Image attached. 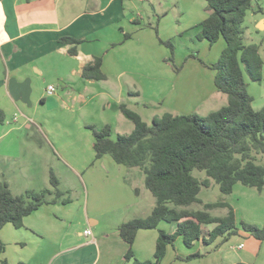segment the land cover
<instances>
[{
    "label": "crops",
    "instance_id": "1",
    "mask_svg": "<svg viewBox=\"0 0 264 264\" xmlns=\"http://www.w3.org/2000/svg\"><path fill=\"white\" fill-rule=\"evenodd\" d=\"M146 2L0 0V111L4 114L0 124V182H5L13 195L35 191L34 182H49L50 172L58 182L82 185L80 190L70 185L68 203L41 205L23 218L20 228L11 224L0 228L1 260L6 264H133L124 259L128 245L119 237L118 227L131 219L147 217L155 200L150 204L140 200L142 187L146 189L144 182L127 181L134 168L117 165L109 155L95 158L94 139L87 126H109L110 138L114 140L118 135H127L120 128L130 121L119 110L120 105L147 123L140 110L155 104L160 108L167 106L174 114H184L179 111L182 103L195 96L199 107L219 106L207 114L227 104L226 95L214 86V72L208 68L225 48L223 39L216 43L222 40L224 46L219 44L211 56L205 55V65L199 61L206 79L192 81L190 75L181 74L182 70L175 71L173 59L169 61L173 53L159 42L167 39L158 35L151 19L148 17L145 22L142 14L134 13L130 7ZM152 12L155 14L154 9ZM201 22L196 25L199 30ZM255 26L263 32L264 19L256 20ZM62 37L80 41L75 56L68 54L71 46L59 42ZM244 38L247 39L246 30ZM206 43L209 44L199 41L197 50ZM96 58L101 59L105 79H83V68ZM199 64H192L189 71L198 73ZM9 81H29V105L11 98ZM48 86L54 87L52 94H48ZM254 104L253 100L252 107L257 110ZM262 104L259 100L257 106ZM87 107L91 108L90 115L83 112ZM39 109L62 111L64 123L74 126V130L52 132L47 128L48 118L38 116ZM113 109L118 114L111 123L103 115ZM164 113L168 112L154 116ZM111 174L115 179H111ZM11 182L30 185L15 186ZM252 195L250 192L252 200L247 207L258 219L247 222L263 227L264 189ZM233 211L235 234L219 236L207 244L199 239L191 248L177 237L175 241L180 239L186 249L173 243L160 264H264V240L239 229L236 209ZM226 214L227 211L219 217ZM162 223L156 229L137 232L131 248L139 262L153 259L158 231H164ZM177 224L168 223V234L176 231ZM214 227L215 224L203 225V236L207 238ZM86 231L90 235H85ZM194 253L202 256L189 261L179 259Z\"/></svg>",
    "mask_w": 264,
    "mask_h": 264
},
{
    "label": "trees",
    "instance_id": "2",
    "mask_svg": "<svg viewBox=\"0 0 264 264\" xmlns=\"http://www.w3.org/2000/svg\"><path fill=\"white\" fill-rule=\"evenodd\" d=\"M209 15L199 24L196 39L205 40L210 45L219 39L225 48L219 59L208 68L214 72L213 83L216 90L227 97V104L220 109L199 116L172 115L164 113L154 116L151 124L142 119L125 105L119 110L133 124L128 135L110 138L111 129L87 126L94 142L95 158L109 155L117 165L138 168L145 175V188L154 197L155 205L145 218L131 219L118 227L119 237L128 245L125 261L133 264H160L168 246H173L177 237L191 248L201 238L207 244L219 236L225 238L235 234V215L227 202L205 204L202 211H189L187 208L198 203L201 187L208 188L210 180L218 186L223 195H230L233 187L240 184L262 192L264 188V106L255 110L252 97L247 93L243 76L244 68L252 82L261 81L263 61L259 46L245 43L244 22L248 11L262 13L253 0H205ZM156 31V27L154 28ZM59 42L71 46L70 56H75L79 40L62 37ZM159 42L171 54L170 41ZM172 62V58L169 59ZM179 68H175L178 71ZM86 80H104L101 59L96 58L82 70ZM4 114L0 111V124ZM194 170L203 171L206 178L198 180L192 175ZM51 189L40 192L25 191L13 195L5 182L0 184V228L11 224L22 226L23 218L37 210L41 205L56 202L68 203L58 189V180L52 172L49 176ZM49 197H46V196ZM53 196V197H51ZM51 197V198H50ZM227 208L224 217H214L209 210ZM178 222L176 231L168 234L159 230L155 252L151 261L139 262L132 252V244L139 230L156 229L160 222ZM215 227L203 236V225ZM240 228L255 239L264 240V226L257 227L240 222ZM3 247L0 246V261ZM202 255L194 253L180 260L189 261Z\"/></svg>",
    "mask_w": 264,
    "mask_h": 264
},
{
    "label": "rangeland",
    "instance_id": "3",
    "mask_svg": "<svg viewBox=\"0 0 264 264\" xmlns=\"http://www.w3.org/2000/svg\"><path fill=\"white\" fill-rule=\"evenodd\" d=\"M258 4V6L262 9V13H253L252 11H248L245 17L244 27H246V37L245 43H255L260 46V54L262 61L264 62V31L258 32L257 28L255 26V22L258 19H264V0H253V5ZM141 6V8H140ZM132 11L134 13H141L144 17L145 22L148 21V17L151 19V23H153L154 28L157 26L158 29V35L161 37H164L167 40L164 41H170L174 50H173V62L176 65L177 68H179L181 74L183 75H190V80L198 81H204L206 77L204 76L206 73L201 70V65L205 61V55L208 54L211 56V52L213 53V50L219 46V44H223L224 42L220 40L218 43L214 44H207L204 45L200 50H197V45L199 44L198 39H196L197 35L199 34V29L196 26L199 22H201L203 19L208 17L209 11L207 7V3L204 0H147L146 3L143 5L141 4H131L130 5ZM154 9V12H152ZM178 29V30H177ZM180 30V31H179ZM155 34V32H154ZM163 41V40H162ZM211 47V50L209 48ZM194 49L195 51H191L188 49ZM171 57V54L169 58ZM197 57V58H195ZM220 57V56H219ZM192 58H195L196 61H192ZM200 61V64H199ZM195 62V63H193ZM206 62V61H205ZM194 64V66L200 65V69L197 71L190 72L191 65ZM204 64V63H203ZM205 65V64H204ZM243 70V76L246 83V89L247 93L252 97V99L255 102V107L258 109H261L264 104L257 106L259 100L264 102V66L261 71V81L260 82H252L247 73L245 72L244 68ZM188 72V73H187ZM165 82V81H164ZM195 82V81H194ZM44 86H42V89L44 90ZM60 91V89H59ZM193 97L190 100H186V103H182V106L180 107L182 113L184 114H174L173 110H169L167 106H163L160 108V105H154V107H149L148 110L141 109V115L143 119H146L148 125L151 124L152 116L159 115L163 112H168L173 115H190L193 114V111L195 108H197V100ZM185 99H187L185 97ZM132 108V107H131ZM219 108V106L214 107H208L206 105L198 106L197 110L195 111V114L199 116H206V114L212 110H215ZM114 110V111H113ZM112 111H109L105 113L103 116L107 118L109 121H114L116 114H118L115 109ZM93 111V110H92ZM84 113L90 115L91 108H86L83 110ZM62 111H57L55 113H50L45 110L39 109L38 110V116L42 119L48 118L47 128L51 130L54 133H62L64 134L68 130H74V126L70 125L69 123L65 124L64 120L61 118ZM93 115V114H92ZM53 116V117H52ZM86 116V115H85ZM97 118H100V115H96ZM126 125L122 126L120 128V131L123 133L130 134L133 130V125L130 121H125ZM72 127V128H71ZM84 128V127H83ZM85 130V128H84ZM86 132H89V130H85ZM91 134V133H90ZM123 135V134H121ZM122 170H127L126 168H122ZM127 177V181L131 182H144L145 175L143 172L138 169L134 168L131 171ZM192 175L197 178L198 180H203L206 178L205 173L203 171H197L194 170L192 172ZM112 178L115 179L112 174ZM119 182L120 179L118 180ZM103 182H113L109 180L103 179ZM211 184L208 188L201 187L199 194L197 196L199 202L194 203L188 207V210L191 211H202L204 210L205 204H214L219 202H227L232 208L236 209V216L238 218L237 227L239 229L240 225L239 222L243 221L245 219L244 223H247L249 225L251 224L247 221H253L255 219H258L255 217V214L249 212V209L247 207V204L251 202L252 198L249 196V193L253 194L252 196H255L256 194H259V192L253 188L244 187L240 184H236L233 188V191L230 195H223L220 191L218 186L214 183L213 180H210ZM2 183V182H0ZM13 183V182H11ZM35 184V191L40 192L43 190H49L51 189L49 182H34ZM13 185L18 186H24V185H30V182H14ZM70 185H73L72 189H78L80 190L82 188L81 182H58V189L63 193V198H70L71 192H70ZM14 189V188H13ZM264 189V188H263ZM15 191V190H13ZM264 196V195H263ZM46 197H49L48 195ZM53 197V196H51ZM50 197V198H51ZM140 200L144 201L146 204H150L154 202V197L151 195V193L144 189L142 187V193L140 196ZM254 204H257L258 201L254 200ZM227 209H220L216 208L213 210H209V214L212 216H223L225 215ZM262 221V220H259ZM162 226L164 227V231L168 233V222L162 223ZM201 239V238H200ZM174 245L177 247L180 246L184 249L185 246L182 244L181 240L178 239L174 242ZM193 247V246H192ZM193 249V248H192Z\"/></svg>",
    "mask_w": 264,
    "mask_h": 264
},
{
    "label": "water",
    "instance_id": "4",
    "mask_svg": "<svg viewBox=\"0 0 264 264\" xmlns=\"http://www.w3.org/2000/svg\"><path fill=\"white\" fill-rule=\"evenodd\" d=\"M9 94L14 101H21L29 105V81L17 84L15 81H9Z\"/></svg>",
    "mask_w": 264,
    "mask_h": 264
},
{
    "label": "built area",
    "instance_id": "5",
    "mask_svg": "<svg viewBox=\"0 0 264 264\" xmlns=\"http://www.w3.org/2000/svg\"><path fill=\"white\" fill-rule=\"evenodd\" d=\"M47 91H48V94H52L54 92V87L53 86H48ZM85 235H90V232L86 231ZM242 247H243V245L239 246V248H242Z\"/></svg>",
    "mask_w": 264,
    "mask_h": 264
}]
</instances>
